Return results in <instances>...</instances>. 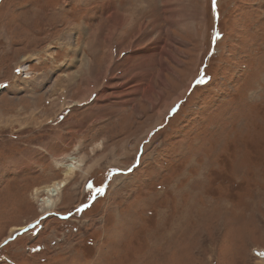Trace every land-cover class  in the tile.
<instances>
[{
	"label": "rangeland",
	"instance_id": "374dc122",
	"mask_svg": "<svg viewBox=\"0 0 264 264\" xmlns=\"http://www.w3.org/2000/svg\"><path fill=\"white\" fill-rule=\"evenodd\" d=\"M0 264H264V0H0Z\"/></svg>",
	"mask_w": 264,
	"mask_h": 264
},
{
	"label": "bare ground",
	"instance_id": "6f19581e",
	"mask_svg": "<svg viewBox=\"0 0 264 264\" xmlns=\"http://www.w3.org/2000/svg\"><path fill=\"white\" fill-rule=\"evenodd\" d=\"M95 86V85H94ZM73 159V158H72ZM73 168V167H72ZM75 169V168H74ZM77 169V168H76ZM70 170V169H69ZM63 185L62 183H54L52 185H49L45 188V190L47 191V194L49 195L46 199H43L42 201L45 200V204L49 205L51 203H55V198H53L56 194L59 193V191L62 189ZM59 197V196H57ZM50 199V203L46 202ZM57 199V198H56ZM44 203V202H43Z\"/></svg>",
	"mask_w": 264,
	"mask_h": 264
},
{
	"label": "snow or ice",
	"instance_id": "6c2138e0",
	"mask_svg": "<svg viewBox=\"0 0 264 264\" xmlns=\"http://www.w3.org/2000/svg\"><path fill=\"white\" fill-rule=\"evenodd\" d=\"M212 3H213V6H215L216 5V0H212ZM197 82L198 83H203L204 81L201 79V80H198ZM4 243L7 244L8 241H5Z\"/></svg>",
	"mask_w": 264,
	"mask_h": 264
}]
</instances>
